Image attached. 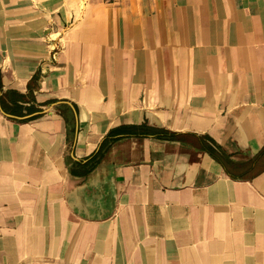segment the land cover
Segmentation results:
<instances>
[{
    "label": "crops",
    "instance_id": "obj_1",
    "mask_svg": "<svg viewBox=\"0 0 264 264\" xmlns=\"http://www.w3.org/2000/svg\"><path fill=\"white\" fill-rule=\"evenodd\" d=\"M0 264H264V0H0Z\"/></svg>",
    "mask_w": 264,
    "mask_h": 264
},
{
    "label": "trees",
    "instance_id": "obj_2",
    "mask_svg": "<svg viewBox=\"0 0 264 264\" xmlns=\"http://www.w3.org/2000/svg\"><path fill=\"white\" fill-rule=\"evenodd\" d=\"M155 133V134H154ZM154 136L158 139H172L175 135L169 133V132H166L164 130H154L153 132ZM119 135H122V134H119L117 130L115 131H112L103 141L102 143L100 144L98 150L92 155L89 157V159H87V164L86 166L89 167V171L91 169H93V167L95 165H97L100 160L102 159V157L104 156V153L107 151L108 147L110 146V144H112L114 141L117 140V137ZM140 135H143L142 133H140ZM152 135V134H150ZM88 171V172H89ZM87 172V173H88Z\"/></svg>",
    "mask_w": 264,
    "mask_h": 264
},
{
    "label": "built area",
    "instance_id": "obj_3",
    "mask_svg": "<svg viewBox=\"0 0 264 264\" xmlns=\"http://www.w3.org/2000/svg\"><path fill=\"white\" fill-rule=\"evenodd\" d=\"M103 2H106V3H114L116 2L117 0H102Z\"/></svg>",
    "mask_w": 264,
    "mask_h": 264
}]
</instances>
